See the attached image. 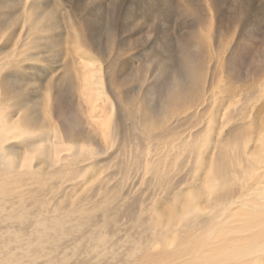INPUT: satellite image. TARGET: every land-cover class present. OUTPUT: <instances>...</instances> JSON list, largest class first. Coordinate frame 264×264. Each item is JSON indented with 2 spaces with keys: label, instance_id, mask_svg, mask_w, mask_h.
Listing matches in <instances>:
<instances>
[{
  "label": "bare ground",
  "instance_id": "obj_1",
  "mask_svg": "<svg viewBox=\"0 0 264 264\" xmlns=\"http://www.w3.org/2000/svg\"><path fill=\"white\" fill-rule=\"evenodd\" d=\"M44 4L0 0V264H264V74L225 86L250 92L229 117L210 105L217 66L190 31L177 50L206 57L201 89L166 123L144 124L109 101L101 65ZM63 97L79 131L54 113Z\"/></svg>",
  "mask_w": 264,
  "mask_h": 264
},
{
  "label": "rangeland",
  "instance_id": "obj_2",
  "mask_svg": "<svg viewBox=\"0 0 264 264\" xmlns=\"http://www.w3.org/2000/svg\"><path fill=\"white\" fill-rule=\"evenodd\" d=\"M42 1L50 13H54L55 30L60 33H65V29L75 30L80 35V45L101 65L106 77L104 83L109 101L118 105L123 103L121 106L134 112L136 119L142 122L146 120L144 124L153 123L151 126H154L166 123L181 112L184 108L182 105L192 102L197 96L193 92L197 93L201 89L199 84L202 85L203 74L208 69L205 68L208 66V63H204L206 61H211L209 66L212 69L216 64L215 75L220 76H214L210 105L222 102L229 117L235 116L233 112L236 113L243 106L250 92L248 95L247 92H238L234 97H227L226 87L250 84L255 77L264 74V0H193L194 3L189 0H170L175 6V13L173 9L171 14L159 11L161 0ZM183 8H188L192 13L195 9L199 10L201 19L195 21L194 14L189 11L182 13ZM190 31L198 32L205 44L204 52L211 48L212 59L210 57L207 60L204 56L202 60L193 46L189 47L192 59L184 60L180 57L178 44ZM58 35L50 36L55 44L61 42ZM165 43L172 47L171 51L165 52L162 49ZM61 99L62 103L58 102V105L63 109L59 112L54 108V113L56 116L61 115L59 120L64 122V128L67 126L68 130L76 128L75 131H79L80 125L71 126L78 123L75 121V102L67 97ZM63 99L66 100L65 104ZM67 100L72 101V106ZM208 115L204 113L203 122L207 121ZM229 123L234 124V121L230 120ZM142 128L141 125L130 130L133 138L131 145L138 142ZM133 134L135 137L138 134L137 140ZM141 184L136 187L141 186L143 190L145 185ZM124 223L130 224L128 220Z\"/></svg>",
  "mask_w": 264,
  "mask_h": 264
}]
</instances>
